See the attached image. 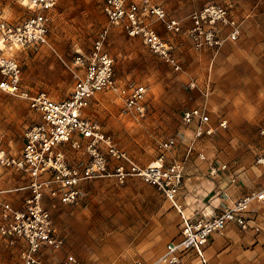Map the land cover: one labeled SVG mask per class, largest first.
Returning <instances> with one entry per match:
<instances>
[{
	"label": "rangeland",
	"instance_id": "1",
	"mask_svg": "<svg viewBox=\"0 0 264 264\" xmlns=\"http://www.w3.org/2000/svg\"><path fill=\"white\" fill-rule=\"evenodd\" d=\"M103 1L57 0L48 32L54 51L44 45L32 53H18L24 87L43 91L54 100L70 95L74 78L68 66L75 54L88 52L92 39L106 25ZM217 1L220 0H150V3L162 6L168 17L183 19L184 26L190 12ZM231 1L232 18L240 24V35L236 40L223 41L216 50L196 49L182 34L166 31L162 23L151 20L155 31L165 40L186 44L181 57L174 49L179 70L150 52L139 37L128 36L119 26H109L105 49L113 58L114 76L122 85L145 86L146 112L143 118L133 117L124 112L117 93L105 90L89 99L83 115L98 121L103 133L137 163L156 161L159 143L173 137L177 143L164 152L165 165L187 160L195 151L204 155V159L197 155L202 162H225L240 169L251 165L255 153L253 164L260 170L263 168L255 158L262 148L257 138L264 137V0ZM0 5L11 18L28 14L14 0H0ZM204 56L205 72L201 66ZM187 57L196 62L191 64ZM191 81L194 88L189 87ZM204 85L205 106L211 120L216 122L223 117L227 127L210 138L197 140L186 157L189 131L181 121V113L201 103ZM37 121L38 114L24 100L0 94L1 148L10 154L18 153L25 132ZM83 152L67 150L74 164L87 159ZM26 183L16 171L0 168V189ZM82 188L84 197L77 204L46 203L56 230L65 240L48 262L57 264L66 253H72L79 264L136 261L159 264L153 262L165 245L179 235V219L174 221L171 217L172 204L158 188L137 176H127L120 182L114 175L85 180ZM6 250L12 249L1 247L0 264H17L18 259L4 255ZM205 258L208 259L206 253ZM197 261L194 252L186 250L178 264H200Z\"/></svg>",
	"mask_w": 264,
	"mask_h": 264
},
{
	"label": "built area",
	"instance_id": "2",
	"mask_svg": "<svg viewBox=\"0 0 264 264\" xmlns=\"http://www.w3.org/2000/svg\"><path fill=\"white\" fill-rule=\"evenodd\" d=\"M28 14L18 18L9 17L0 5V38L5 47L0 51V94L24 100L38 114V121L24 134L19 152L10 154L0 147V168L16 171L27 183L21 186L0 189V251L1 247H18L19 264H52L46 261L53 252L64 246V236L56 230L46 205L77 204L84 197L83 182L92 178L114 175L122 182L127 176H137L158 188L176 209L179 222V237L168 242L164 251L153 262L178 264L183 251L194 252L200 264H207L204 246L208 237L232 223L240 230L258 232L260 227L247 217L249 204L264 198V188L252 191L235 200L220 213L205 218L193 217L183 212L177 194L183 182V161L164 164V152L177 143L169 137L159 143L160 154L155 163L141 165L125 151L119 149L101 130L98 121L87 118L83 110L89 99L99 91L111 90L121 98L124 112L135 118H143L146 112V88L141 84L122 85L114 76L113 58L105 49L109 26H119L128 36L139 37L150 52L167 62L174 70L180 69L175 55V44L160 36L151 20L162 23L166 31L182 34L196 49H218L225 40H236L240 24L232 18V1L220 0L202 5L183 19L168 17L164 8L150 0H104L102 11L106 19L94 38L88 52L74 55L71 66L74 83L66 99L54 100L43 91H33L21 83V65L18 53L34 52L49 44L48 32L51 13L57 0H14ZM11 36V39L8 37ZM20 44L17 48L15 45ZM194 88L195 83L189 82ZM140 89H143L141 92ZM206 96L205 89L202 90ZM185 129L190 130L186 145V157L193 144L210 138L218 130L227 127L223 117L211 120L204 104L186 108L181 113ZM103 147V151L101 150ZM67 150L84 151L88 157L81 164L70 161ZM83 152V153H84ZM204 159L202 153L197 154ZM255 162L264 168V150ZM110 168L114 171L111 172ZM207 175L229 176L235 174L227 163H210ZM24 191V192H22ZM9 193V195H2ZM52 257V256H51ZM57 264H79L72 253H66ZM134 264H142L136 261Z\"/></svg>",
	"mask_w": 264,
	"mask_h": 264
},
{
	"label": "crops",
	"instance_id": "3",
	"mask_svg": "<svg viewBox=\"0 0 264 264\" xmlns=\"http://www.w3.org/2000/svg\"><path fill=\"white\" fill-rule=\"evenodd\" d=\"M175 46V53L181 57L182 52H185L186 44L176 41ZM187 61L191 64L196 62L190 57H187ZM201 66L205 72V56ZM203 88L205 89V85ZM199 104L205 105V96ZM188 131L190 132V130ZM257 141L262 144L259 151L264 150V137L257 138ZM197 154L192 151L185 161L183 182L177 194V201L184 213L193 217L209 218L230 207L235 200L252 191L264 188V169L260 170L257 165L253 164L255 153L251 156V165L248 163L241 169L230 166L236 178L234 183H230L229 176L226 175L209 177L207 172L211 162L205 163V161L198 160ZM170 212L174 221L179 219V227L180 218L176 209L173 207ZM246 215L253 224L260 227L259 231H243L235 224H227L223 231L213 233L210 236L209 244L206 248L204 247V254L206 253L208 258L207 264H259L264 262V198L251 202ZM175 232L178 233V229ZM4 255L19 260L18 247L6 250ZM50 258L52 257L46 258V261L48 262ZM18 260L17 264L20 262Z\"/></svg>",
	"mask_w": 264,
	"mask_h": 264
},
{
	"label": "snow or ice",
	"instance_id": "4",
	"mask_svg": "<svg viewBox=\"0 0 264 264\" xmlns=\"http://www.w3.org/2000/svg\"><path fill=\"white\" fill-rule=\"evenodd\" d=\"M27 2H28V0H25V4H27ZM33 4H35V0H33ZM3 25L2 24H0V31H2L3 30ZM12 37L11 36H9L8 37V39H11ZM17 48H19L21 45L20 44H16L15 45ZM4 47H5V44H4V38H0V51H2L3 49H4ZM3 62L2 61H0V64H2ZM0 87H2V85H0ZM140 91L142 92L143 91V89H140ZM0 155H3L2 153H0Z\"/></svg>",
	"mask_w": 264,
	"mask_h": 264
},
{
	"label": "bare ground",
	"instance_id": "5",
	"mask_svg": "<svg viewBox=\"0 0 264 264\" xmlns=\"http://www.w3.org/2000/svg\"><path fill=\"white\" fill-rule=\"evenodd\" d=\"M152 163H155V161H153Z\"/></svg>",
	"mask_w": 264,
	"mask_h": 264
}]
</instances>
